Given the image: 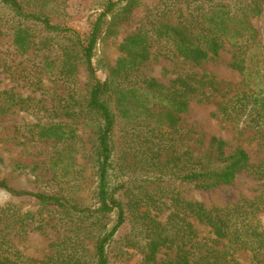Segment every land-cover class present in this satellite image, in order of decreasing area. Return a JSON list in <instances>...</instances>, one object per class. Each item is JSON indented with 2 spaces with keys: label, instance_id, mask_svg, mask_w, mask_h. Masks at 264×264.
<instances>
[{
  "label": "trees",
  "instance_id": "obj_1",
  "mask_svg": "<svg viewBox=\"0 0 264 264\" xmlns=\"http://www.w3.org/2000/svg\"><path fill=\"white\" fill-rule=\"evenodd\" d=\"M158 2L162 6L150 11L147 23L123 40L121 58L107 79L101 81L94 61L99 48L105 37L114 34L128 18L138 0H106L85 30L52 21L49 15L31 8L30 1L0 0V12L4 11L0 28L9 31L13 44L22 53L32 47H51L52 34L66 35L62 67L73 73L79 59L85 62L92 81L86 109L98 120L94 205L69 204L53 194L16 191L5 180H0V188L18 196H33L43 205L66 209V222L75 229H81L82 222L98 224L100 228L91 263L84 260L88 249L75 236L56 244L53 255L37 260L16 249L8 231L10 217L19 219L14 225L19 222L23 227L30 219L37 221L35 214L23 215L16 206L13 210L1 207L0 264H108V246L127 221L132 234L127 243L140 252V264H261L264 260V163L252 168L261 181V194L230 206L208 207L183 197L176 187L161 183L178 179L209 189L232 183L238 173L251 167L243 148L226 153L225 142L215 137L210 141L211 155L194 157L188 149L181 148L180 114L189 108V95L200 90L207 95L205 88L208 94L218 92L215 78L186 75L179 77L178 87L173 88L155 79L143 85L125 83L150 58L155 42L165 43L167 52L195 65L218 56L228 43L233 49L231 67L242 75V82L231 96L218 103L219 112L233 123L254 129L264 145V43L251 20L262 14L264 0ZM110 100L122 115L124 141L140 172H145L147 179L139 184L132 185L138 179H123L124 168L115 161L113 133L117 116ZM68 116L71 117L69 112ZM67 127L54 124L44 128L42 135L65 140L73 135ZM151 184L156 188L151 189ZM125 194L127 200L122 197ZM151 208L158 212L169 209L167 220L161 222L152 216ZM110 216L112 220L104 222ZM192 218L208 227L213 236L201 237ZM162 247L173 249L174 256L160 259Z\"/></svg>",
  "mask_w": 264,
  "mask_h": 264
},
{
  "label": "rangeland",
  "instance_id": "obj_2",
  "mask_svg": "<svg viewBox=\"0 0 264 264\" xmlns=\"http://www.w3.org/2000/svg\"><path fill=\"white\" fill-rule=\"evenodd\" d=\"M27 1H30L31 8L49 15L52 21L70 23L85 30L106 0ZM161 6L158 0H138L116 32L105 37L94 59L101 81L107 79L111 68L121 58L123 40L142 28L150 11ZM262 8V14L251 20L264 43V4ZM52 35L51 47H32L22 53L13 44L9 31L0 28V180H5L16 191L53 194L69 204L91 206L95 204L98 131V120L86 109L92 81L82 59H79L73 73L65 71L62 51L68 39L65 34ZM164 44L153 43L150 58L125 83L143 85L145 81L155 79L173 88L175 85L178 87L177 79L186 75L214 77L219 91L208 94L209 89L205 88L207 95H202V90L191 93L188 110L180 114L181 148L188 149L194 157L211 155L210 141L215 137L225 142L226 153L243 148L251 167L238 173L232 183L209 189L178 179L161 183L176 187L183 197L199 200L208 207L230 206L257 198L263 187L252 168L264 163V145L256 137L254 129L233 123L219 112L218 103L223 97L231 96L242 82V75L231 67L232 47L227 43L218 56L195 65L167 52ZM109 103L117 116L113 133L115 161L124 168L123 179H138L132 181V185L139 184L147 179L145 172H140L132 151L124 141L121 130L123 118L119 109L113 100ZM54 124L67 125L73 135L65 140L44 137L43 129ZM122 168L119 167V171ZM150 188L155 189V184ZM122 197L127 200L128 194ZM15 206L23 215L31 212L37 219L35 222L30 219L23 227H19V222L14 225L16 220L19 221L17 218L10 217L8 221L9 238L24 255L37 260L46 259L56 252V244L75 236L88 249L84 260L93 261L97 229H100L98 224L90 226L88 222H82L81 229H75L66 222V209L43 205L33 196H18L0 188V208L12 209ZM151 210V215L161 222H165L170 213L167 208L159 212ZM261 217L264 222V212ZM111 220L110 216L104 222ZM191 220L201 237L213 236L208 227L194 218ZM131 235L127 221L108 246V264H140V252L127 243ZM67 245L71 247L68 242ZM174 254L173 249L162 247L158 256L168 259ZM244 256L250 259L249 255Z\"/></svg>",
  "mask_w": 264,
  "mask_h": 264
}]
</instances>
